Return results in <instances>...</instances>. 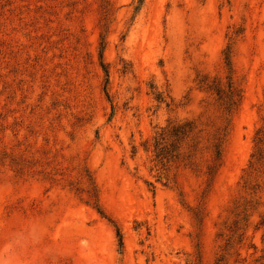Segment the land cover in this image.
Returning <instances> with one entry per match:
<instances>
[{"label":"rangeland","instance_id":"rangeland-1","mask_svg":"<svg viewBox=\"0 0 264 264\" xmlns=\"http://www.w3.org/2000/svg\"><path fill=\"white\" fill-rule=\"evenodd\" d=\"M136 6L0 0V264H264V174L244 173L264 117V0ZM228 43L241 99L210 182L149 144L205 109L196 75L224 80Z\"/></svg>","mask_w":264,"mask_h":264},{"label":"trees","instance_id":"trees-1","mask_svg":"<svg viewBox=\"0 0 264 264\" xmlns=\"http://www.w3.org/2000/svg\"><path fill=\"white\" fill-rule=\"evenodd\" d=\"M136 2V8H138L143 0H136ZM222 55L227 70L224 80L207 73H199L195 78L197 88L204 92L205 102H207V106H212L213 111L209 113V108L205 106V109L199 112L196 117L168 120L165 125L157 127L149 144L153 159L157 162L162 164L178 163L183 167L196 170L203 168L204 174L210 182L222 164L231 118L241 99L240 88L233 78L229 43L223 49ZM98 58L105 73L106 87L108 70L102 62L101 50L98 53ZM162 99V96L157 94L156 100L161 102ZM252 143V152L244 173L248 175L254 172L264 174V117L254 132ZM93 207L101 213L96 199L93 201ZM245 209L243 210L245 211ZM234 224L236 227L237 221ZM117 236L119 244H121L118 230ZM228 244L229 242L226 243V245ZM218 260L220 261L222 258Z\"/></svg>","mask_w":264,"mask_h":264}]
</instances>
